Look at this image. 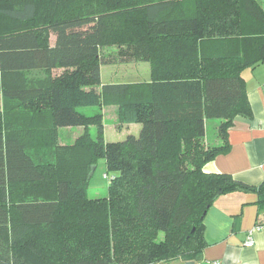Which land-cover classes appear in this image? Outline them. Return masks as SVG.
<instances>
[{
  "label": "trees",
  "instance_id": "trees-1",
  "mask_svg": "<svg viewBox=\"0 0 264 264\" xmlns=\"http://www.w3.org/2000/svg\"><path fill=\"white\" fill-rule=\"evenodd\" d=\"M108 46L149 62V80L103 83ZM261 62V0H0V264L198 260L217 197L256 192L264 203V182L204 169L229 149L243 71ZM33 70L47 77L29 85ZM109 105L138 136L104 139ZM209 119L221 121V144L206 142ZM63 127L85 132L64 146ZM100 159L114 175L108 195L91 198Z\"/></svg>",
  "mask_w": 264,
  "mask_h": 264
},
{
  "label": "crops",
  "instance_id": "crops-1",
  "mask_svg": "<svg viewBox=\"0 0 264 264\" xmlns=\"http://www.w3.org/2000/svg\"><path fill=\"white\" fill-rule=\"evenodd\" d=\"M243 76L247 99L228 128L229 149L204 169L258 186L264 182V62L246 68ZM203 223L205 247L194 264H264V203L260 204L258 193L220 195L208 208ZM250 234L254 244L247 246Z\"/></svg>",
  "mask_w": 264,
  "mask_h": 264
},
{
  "label": "rangeland",
  "instance_id": "rangeland-1",
  "mask_svg": "<svg viewBox=\"0 0 264 264\" xmlns=\"http://www.w3.org/2000/svg\"><path fill=\"white\" fill-rule=\"evenodd\" d=\"M51 44L55 42V35L50 37ZM102 52V66L101 76L103 83H122V82H136L149 80L151 75V68L149 62L135 60L132 58H123L119 55V50L116 47L108 46L101 49ZM29 85H34L37 81L47 77L44 71H28L24 72ZM55 73H60L56 70ZM83 113L95 114L99 112V107H86L81 108ZM27 107H21V112L24 117L29 115L26 113ZM103 114L104 124V139L108 142L123 141L129 135H137L140 132L141 125L134 122H126L119 116V107L116 105L105 106L101 110ZM219 119H209L206 123L207 130V143L217 144L218 139V126L220 125ZM85 132L84 127H63L58 131V143L64 146H72L79 136ZM91 137L97 139L98 129L96 126L89 128ZM88 195L91 198L105 197L108 195V187L110 180L105 178L104 175H114L107 172V166L104 159H100L96 169L93 172Z\"/></svg>",
  "mask_w": 264,
  "mask_h": 264
},
{
  "label": "built area",
  "instance_id": "built-area-1",
  "mask_svg": "<svg viewBox=\"0 0 264 264\" xmlns=\"http://www.w3.org/2000/svg\"><path fill=\"white\" fill-rule=\"evenodd\" d=\"M263 3H264V0H261ZM254 244V238H253V236L250 234L249 235V237H248V239H247V241H246V245L247 246H251V245H253Z\"/></svg>",
  "mask_w": 264,
  "mask_h": 264
},
{
  "label": "water",
  "instance_id": "water-1",
  "mask_svg": "<svg viewBox=\"0 0 264 264\" xmlns=\"http://www.w3.org/2000/svg\"><path fill=\"white\" fill-rule=\"evenodd\" d=\"M186 264H194L193 261H187Z\"/></svg>",
  "mask_w": 264,
  "mask_h": 264
}]
</instances>
